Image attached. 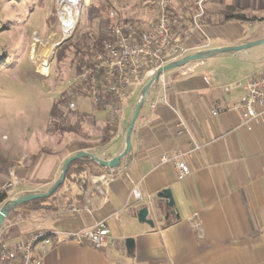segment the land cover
I'll use <instances>...</instances> for the list:
<instances>
[{"label": "crops", "instance_id": "obj_1", "mask_svg": "<svg viewBox=\"0 0 264 264\" xmlns=\"http://www.w3.org/2000/svg\"><path fill=\"white\" fill-rule=\"evenodd\" d=\"M181 3L175 4L180 7L177 12L189 17L192 0ZM229 9L264 18V0H206L201 31L193 42L209 40V46L194 52L264 38V19L226 18ZM247 49L165 71L172 80L166 90L158 81L149 87L130 133V151L112 169L115 177L106 194L98 191L90 175L109 169L96 168L98 163L92 160L85 185L72 186L75 198L67 203L53 210L15 206L9 211L0 227V244L40 226L49 231L50 240L43 264H264V126L261 119L243 124L240 113L231 109L241 91L221 87L264 68V50ZM160 96L167 103L151 108ZM136 101L126 109L127 122ZM215 106L223 111L211 114ZM72 112L78 133L71 143L44 128L34 131L28 143L22 138L23 147L18 139L8 142L10 151L2 153L0 162L11 157L21 164L8 200L46 191L64 160L80 151L99 158L122 152L126 128L114 135L106 104L78 94ZM181 122L187 131H181ZM193 144L198 148L189 158L185 178H175L171 162L159 164L163 153L187 152ZM124 171L139 182L142 200L130 196ZM163 189H169L172 207L158 195ZM143 206L148 209L146 219L139 218ZM99 221L116 239L115 246L100 250L67 235ZM126 238L132 240L128 246ZM33 251L37 254L38 247Z\"/></svg>", "mask_w": 264, "mask_h": 264}, {"label": "built area", "instance_id": "obj_2", "mask_svg": "<svg viewBox=\"0 0 264 264\" xmlns=\"http://www.w3.org/2000/svg\"><path fill=\"white\" fill-rule=\"evenodd\" d=\"M173 2L174 0H142L143 6H155L156 14L148 28H140L130 22V18H126L129 21L124 22L125 17L117 14V6L111 0L112 6L107 15L114 19V23L105 31L99 49L92 51L86 63L82 64L66 82L61 92L65 106L75 110V97L78 94L91 97L97 104L102 97L106 103L108 120L114 135L123 133L128 125L126 109L129 103L134 98L138 99L142 86L155 71L165 64L193 53L195 48L209 46V40H200L197 44L193 42V37L201 31L206 0H192L194 11L189 17H186L183 11L171 13ZM171 80V76L162 72L155 82H160L161 88L166 90ZM221 87L224 91L229 89L241 91L240 98L232 103L231 109L240 113L243 124L261 119L264 126L262 118L264 68L257 74ZM158 103L165 104L167 101L164 96H160L150 104V107L154 108ZM221 111H223L221 107L215 106L211 114L215 115ZM181 125V131H187L182 122ZM197 148L198 145L193 144L187 152L173 149L163 153L159 158V164L171 162L175 178L181 180L189 174V158ZM20 166L18 161L8 165L7 191L13 190L17 185ZM112 169L109 168V172L90 175L102 194H106L110 181L115 177ZM123 175L131 185L130 196L135 200H142L139 182L134 181L127 171H124ZM148 201L151 202L149 198ZM67 235L77 242L86 241L100 250L116 244V239L110 235L104 221L83 230L67 232ZM49 245V231L35 226L27 235L0 244V264H43ZM35 246L38 247L37 254L33 251Z\"/></svg>", "mask_w": 264, "mask_h": 264}, {"label": "rangeland", "instance_id": "obj_3", "mask_svg": "<svg viewBox=\"0 0 264 264\" xmlns=\"http://www.w3.org/2000/svg\"><path fill=\"white\" fill-rule=\"evenodd\" d=\"M112 1L119 16L141 22V28L155 17L156 7L143 6L142 0ZM61 4L62 0H0V156L10 151L8 142L18 139L23 147L22 138L28 143L35 137L34 131L43 128L57 138L63 136L68 143L76 138L75 112L64 101L55 116L50 114V107L73 75L70 61L76 47L85 49L96 35L104 36L107 26L91 24L86 18L84 8L95 4V0H75L71 3L72 22L64 31L58 13ZM250 18L255 22L263 19L257 15ZM63 45L66 49L59 60L57 49ZM247 50H264V43ZM43 67L47 68L46 74ZM17 161L6 157L0 162L4 176L0 177V191L7 192V196H11L6 188L7 168ZM65 189H60L53 200L56 205L67 203Z\"/></svg>", "mask_w": 264, "mask_h": 264}, {"label": "trees", "instance_id": "obj_4", "mask_svg": "<svg viewBox=\"0 0 264 264\" xmlns=\"http://www.w3.org/2000/svg\"><path fill=\"white\" fill-rule=\"evenodd\" d=\"M182 0H174L173 2V7L172 9H170L171 13H176L177 10H179L180 7H175V4L178 6H182ZM112 6L111 4V0H97L95 4H93L90 7H86L84 8L85 12H86V18L87 20L92 24L94 22L97 23L98 26L102 25L103 23L106 24L107 29L110 27L111 24L114 23V19H111L108 17V10L110 9V7ZM185 7V6H184ZM55 14H52V17L54 18ZM225 17L226 18H233V19H237L240 21L243 20H248L251 19L248 16H246L245 14L239 13V12H234V10L229 9L228 11L225 12ZM264 19V18H263ZM124 22L129 21L126 18H123ZM130 22H132L133 24L137 25V26H142L141 22L137 23L134 20L130 19ZM140 24V25H139ZM141 28V27H140ZM103 35H96V37H94V40L92 42V44H85V49H81L79 47H76L75 49V55L74 58L70 61V65L73 66V73H76L79 70V67L86 63V61L88 60V56L90 55V53L94 50L99 49L102 41H103ZM63 49H66V47L63 45L62 47L57 49V55H58V59L60 60L62 56H64V51ZM62 101H64V98L62 96V93L60 94L59 98L53 102L51 110H50V114L52 116L56 115V110L58 109V106L60 103H62ZM99 105L104 106L105 100L104 98H100ZM94 163L92 162L91 159L89 158H82V159H75L73 161H71L67 167L66 170V174H65V178L62 182V184L49 196L47 197H42V198H37L25 203H22L20 205H17L19 207H24V208H28L30 210H41V209H47V210H53L56 208V204L53 202V200L55 198H57V195L60 191V189L66 187V189L64 190V197H66L68 200L75 198V193L71 194V187L75 185L76 186H81L83 187L85 185V181L87 179V175L89 173V171L91 170L90 165ZM97 166L96 168L98 169H102L103 166H101L100 164H96ZM7 192L5 191H0V204L1 203H7L8 199H7Z\"/></svg>", "mask_w": 264, "mask_h": 264}, {"label": "water", "instance_id": "obj_5", "mask_svg": "<svg viewBox=\"0 0 264 264\" xmlns=\"http://www.w3.org/2000/svg\"><path fill=\"white\" fill-rule=\"evenodd\" d=\"M264 43V38H260L257 40L253 41H248L239 45H230V46H222V47H212V48H207L203 50H198L196 52L187 54L177 60H174L168 64H165L164 66L158 68L155 73L148 79V81L142 86L140 92H139V97L136 101V104L134 106L132 115L129 119L127 128H126V133H125V146L124 149L122 150L121 153H119L117 156H114L112 158H99L96 155L86 152V151H80L76 154H73L69 157H67L61 167L60 174L58 178L53 182V184L44 192H39V193H26L23 194L17 198L9 199L7 203H4L0 207V227L3 224V221L5 217L7 216L8 212L11 211L15 206L20 205L22 203L37 199V198H42V197H47L51 195L63 182L66 174L67 167L69 163L75 159H82V158H90L94 162H97L103 167L106 168H115L119 165L120 159L126 156L129 151H130V133L134 124V121L138 115V112L142 106V103L145 100L147 91L149 87L157 80V77L160 73L174 69V68H179L181 66L186 65L189 62L193 61H198V60H204L206 58L212 57L217 53H223V52H230V51H241L244 49H247L249 47L259 45ZM160 197H163L167 200V205L169 207L173 206V199L170 194L169 189H163L161 192L158 194ZM148 215V209L146 206H143L139 209V218L140 219H146ZM126 245H130L132 243L131 238H126L125 239Z\"/></svg>", "mask_w": 264, "mask_h": 264}, {"label": "bare ground", "instance_id": "obj_6", "mask_svg": "<svg viewBox=\"0 0 264 264\" xmlns=\"http://www.w3.org/2000/svg\"><path fill=\"white\" fill-rule=\"evenodd\" d=\"M71 3H75V0H62V4L59 8V18L62 22V26L64 28V31L68 28L70 25V22H72V9H71ZM43 73H47V68L43 67L41 69Z\"/></svg>", "mask_w": 264, "mask_h": 264}]
</instances>
